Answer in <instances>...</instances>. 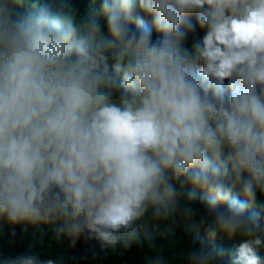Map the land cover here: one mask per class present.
<instances>
[{
  "label": "clouds",
  "instance_id": "clouds-1",
  "mask_svg": "<svg viewBox=\"0 0 264 264\" xmlns=\"http://www.w3.org/2000/svg\"><path fill=\"white\" fill-rule=\"evenodd\" d=\"M257 193L264 0H90L83 16L0 0V221L13 234L50 226L127 250L163 223L171 239L149 242L144 264H264ZM190 218L210 246L178 244Z\"/></svg>",
  "mask_w": 264,
  "mask_h": 264
},
{
  "label": "trees",
  "instance_id": "trees-1",
  "mask_svg": "<svg viewBox=\"0 0 264 264\" xmlns=\"http://www.w3.org/2000/svg\"><path fill=\"white\" fill-rule=\"evenodd\" d=\"M36 2L48 6L53 12H59L64 7H71L79 15H85L90 7V0H36ZM148 23H151L150 18L145 17ZM193 22L196 23L195 17ZM135 27V25H133ZM106 30V29H105ZM154 31V35H155ZM197 35L202 37L203 33L199 31L197 24ZM192 43V37H189L188 46ZM236 194L244 199L242 192L236 190ZM202 194L198 193L197 198L191 201L192 207L197 214L202 216L205 213V205L200 199ZM261 205H264V195L257 193V201L252 210L260 213L261 220L264 222V211L261 210ZM185 225H190L185 227ZM176 228V239L178 244L195 243L199 246L201 243L210 246V241L203 229L194 226L192 218L186 219L182 224L174 226ZM167 226L160 224L159 228H154L151 225L139 227V241L133 243L130 249H125L123 244H118L116 250L101 248L98 241L88 239L86 236L80 237L75 244H72L66 237L57 238L53 227L28 226L27 230L21 226L15 227L13 234L12 227L6 221H0V254L3 256H16L24 253L35 254L41 259H53L57 264H144V255L147 252L149 242L157 247L166 245L171 236L166 231ZM199 236V239H197ZM242 239L237 237L233 240H228L226 237L220 236L216 243L222 244L225 248L238 246ZM165 255L169 258L172 253L165 251ZM264 258V252L260 253Z\"/></svg>",
  "mask_w": 264,
  "mask_h": 264
}]
</instances>
